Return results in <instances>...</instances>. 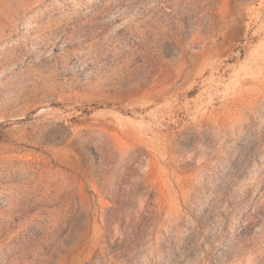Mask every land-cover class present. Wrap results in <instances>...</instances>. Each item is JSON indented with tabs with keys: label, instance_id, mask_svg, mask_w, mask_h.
Listing matches in <instances>:
<instances>
[{
	"label": "rangeland",
	"instance_id": "obj_1",
	"mask_svg": "<svg viewBox=\"0 0 264 264\" xmlns=\"http://www.w3.org/2000/svg\"><path fill=\"white\" fill-rule=\"evenodd\" d=\"M0 264H264V0H0Z\"/></svg>",
	"mask_w": 264,
	"mask_h": 264
},
{
	"label": "trees",
	"instance_id": "obj_2",
	"mask_svg": "<svg viewBox=\"0 0 264 264\" xmlns=\"http://www.w3.org/2000/svg\"><path fill=\"white\" fill-rule=\"evenodd\" d=\"M237 49H238V52H239L240 54H243V46H239ZM231 59H236V58H235L234 55H231Z\"/></svg>",
	"mask_w": 264,
	"mask_h": 264
}]
</instances>
